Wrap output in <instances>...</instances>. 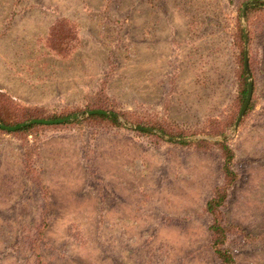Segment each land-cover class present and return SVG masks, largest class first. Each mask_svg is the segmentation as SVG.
<instances>
[{
  "label": "rangeland",
  "instance_id": "rangeland-1",
  "mask_svg": "<svg viewBox=\"0 0 264 264\" xmlns=\"http://www.w3.org/2000/svg\"><path fill=\"white\" fill-rule=\"evenodd\" d=\"M258 1L0 0V116L66 120L0 128V264H221L222 187L233 264H264Z\"/></svg>",
  "mask_w": 264,
  "mask_h": 264
},
{
  "label": "trees",
  "instance_id": "trees-1",
  "mask_svg": "<svg viewBox=\"0 0 264 264\" xmlns=\"http://www.w3.org/2000/svg\"><path fill=\"white\" fill-rule=\"evenodd\" d=\"M254 7H264V2L262 1H258L256 2V5ZM244 38V36H243ZM242 61L243 63L245 62V54L244 51L242 52ZM243 75H244V71H243ZM245 77V76H244ZM248 84L246 83L245 88L242 91V98L243 100H245L248 96ZM97 111V110H101V111H106L105 108L99 107V106H93L92 108H88V111ZM63 117H68V116H63ZM62 117H50V118H41V117H32L30 118L32 119H46V120H58ZM91 118H97V119H104V120H108L113 124L116 125H121L119 123V118H117V114L114 115V117L107 118L105 116H97V115H93L91 116ZM21 122L15 123V124H10L8 122H6L1 116H0V124H3L5 126H14V125H18ZM141 127H153L156 129H159L162 133L164 134H168L170 137L172 138H181L182 136L180 135H175V134H169L166 132V129L161 127V126H147L145 124H138ZM37 126V125H35ZM35 126H30V127H26L24 129H22L21 131L18 132H28L30 129L34 128ZM187 142H183V144H186ZM198 145H200L201 147V143H197ZM222 152H223V159H224V165H223V172H224V176H225V180H226V186H230L232 185V183L235 181V172L233 171V161H234V152L232 151V149L224 144L222 146ZM227 197V190L225 188H217L216 191L214 192L213 197L207 202L206 204V212L208 214H210L211 216L214 217V221L210 227L211 232H212V246L213 249L215 251V254L217 255V257L219 258L221 264H233L234 263V258L231 255V253L229 252V250L226 249V243H227V230L225 229V227H223L221 225V223L218 221L217 215L218 212L220 210V208L225 204V200Z\"/></svg>",
  "mask_w": 264,
  "mask_h": 264
},
{
  "label": "water",
  "instance_id": "water-1",
  "mask_svg": "<svg viewBox=\"0 0 264 264\" xmlns=\"http://www.w3.org/2000/svg\"><path fill=\"white\" fill-rule=\"evenodd\" d=\"M245 69H246V73L249 74V62H248V56L246 54V61H245ZM252 94H253V84L250 83L249 84V91H248V96H247V100L244 104V107L241 111V114L239 116V119L237 121V124L236 126L239 125L241 119L243 118L248 106H249V103L251 101V98H252ZM89 115H107V116H113V114L111 113H107L105 111H91L89 112ZM66 120H42V119H37V120H32L30 122H26V123H23L21 125H18V126H14V127H6L2 124H0V128L4 129V130H7V131H10V132H14V131H18L24 127H27V126H30V125H33V124H44V125H52V124H60V123H64ZM138 130H141V131H148L147 129L145 128H139L137 127Z\"/></svg>",
  "mask_w": 264,
  "mask_h": 264
}]
</instances>
